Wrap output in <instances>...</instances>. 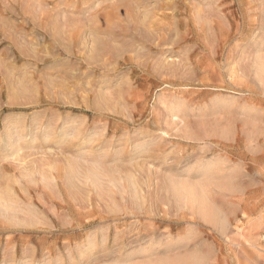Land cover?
Wrapping results in <instances>:
<instances>
[{
    "label": "rangeland",
    "instance_id": "rangeland-1",
    "mask_svg": "<svg viewBox=\"0 0 264 264\" xmlns=\"http://www.w3.org/2000/svg\"><path fill=\"white\" fill-rule=\"evenodd\" d=\"M117 263L264 264V0H0V264Z\"/></svg>",
    "mask_w": 264,
    "mask_h": 264
},
{
    "label": "bare ground",
    "instance_id": "bare-ground-1",
    "mask_svg": "<svg viewBox=\"0 0 264 264\" xmlns=\"http://www.w3.org/2000/svg\"><path fill=\"white\" fill-rule=\"evenodd\" d=\"M138 9V8H137ZM140 11V10H139ZM152 12V11H151ZM195 12V11H194ZM158 13V12H157ZM159 14V13H158ZM163 15V13H162ZM158 16V15H157ZM144 17V15H143ZM156 15L155 14H151V15H146L144 19H146L147 21H150V24L152 22V19L155 18ZM161 17V16H160ZM165 17V15L163 16ZM157 18V17H156ZM154 20V19H153ZM157 20V19H156ZM158 21V20H157ZM222 22V21H221ZM159 23V22H157ZM156 23V24H157ZM149 26L151 27L152 24ZM158 25V24H157ZM157 25H153L154 28H156ZM162 25V22L161 24ZM148 26V27H149ZM149 27V28H150ZM160 29V28H159ZM158 38V37H157ZM156 38V39H157ZM153 39V38H152ZM154 40V39H153ZM158 40V39H157ZM126 52V51H125ZM123 58H125L123 56ZM126 60V59H125ZM132 60V59H131ZM124 62V61H123ZM125 63V62H124ZM235 67V66H234ZM234 71V70H233ZM263 71V68L260 66L257 68V74L258 72L261 74ZM180 114V113H179ZM144 145V143L142 144V146ZM146 145V144H145ZM138 146V145H137ZM212 163V162H211ZM205 164L203 165L202 169H201V173L204 175L206 174L207 172L211 171L213 169V164ZM215 166V165H214ZM78 169V168H77ZM75 171V169L73 170ZM72 171V172H73ZM75 173V172H74ZM72 173V176L73 174ZM77 173V172H76ZM200 174V173H199ZM95 175V173H94ZM77 176V175H76ZM97 175H95L93 178H95ZM98 177V176H97ZM129 177V176H128ZM72 178V177H71ZM78 178V177H77ZM176 178V177H175ZM73 179V178H72ZM79 179V178H78ZM91 179V178H90ZM99 179V178H98ZM101 179V178H100ZM112 179V178H110ZM113 179H116V178H113ZM94 180V179H93ZM97 180V178L95 179ZM109 180V179H108ZM107 180V181H108ZM74 181H76L74 179ZM116 181V180H115ZM79 182V181H78ZM94 182V186L95 184L98 183V181H93ZM105 181H102V182H99V183H103ZM111 182V183H110ZM110 182V185L109 186H113L112 183H114V180H111ZM167 182L168 184L166 185L165 187V193L167 195V198H169L170 200H172L174 203H176V205H178L180 208H194L195 211H196V214H198L200 216V218L204 221V222H207V223H217V228L219 231L221 232H224V230L226 229V225H225V222L223 221V219L220 220V218H216L217 216H215L214 212L211 213V210L209 209L210 207H208V202L206 200V197H205V194L203 191L204 189L202 187H199V186H196L194 184H191L190 182H185V181H182L180 179H173L172 177L171 178H168L167 179ZM73 183V182H72ZM117 183H118V180H117ZM120 183V182H119ZM140 183V182H139ZM128 184L130 185V196L132 198V202L133 204H135L134 206H137L138 208H140L141 206V203L143 202L144 200V196L143 194L141 193V190L140 188L138 187L139 185H137V181L134 180V178H130L129 179V182ZM108 185V184H107ZM128 185V187H129ZM99 187V185H97ZM96 186V187H97ZM119 186V185H118ZM147 186V185H146ZM116 189V188H115ZM100 192V191H99ZM124 192V191H123ZM126 192V191H125ZM129 195V194H127ZM155 196V195H154ZM145 201V200H144ZM177 206V207H178ZM7 207V206H6ZM8 209L9 211V208H6ZM193 210V209H192ZM22 211V210H21ZM20 211V213H22ZM34 213V212H32ZM16 215V213H14ZM26 214V213H25ZM30 214V212H29ZM27 216H28V213H27ZM32 217V216H31ZM34 217V216H33ZM17 220V219H16ZM215 220V221H214ZM196 263V262H195ZM119 264V263H117Z\"/></svg>",
    "mask_w": 264,
    "mask_h": 264
}]
</instances>
